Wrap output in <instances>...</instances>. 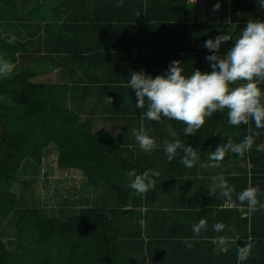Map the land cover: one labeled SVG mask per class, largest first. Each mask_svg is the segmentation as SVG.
I'll list each match as a JSON object with an SVG mask.
<instances>
[{"label": "trees", "instance_id": "1", "mask_svg": "<svg viewBox=\"0 0 264 264\" xmlns=\"http://www.w3.org/2000/svg\"><path fill=\"white\" fill-rule=\"evenodd\" d=\"M56 1L52 6L53 0H0V26L9 35L0 36V59L9 65L8 74L0 75V264H143L147 259L155 264H264V211L249 213L243 205L242 212L238 201L233 206L218 193L210 195L205 169L196 177L198 164L212 162L201 163L202 152L229 139L241 142L248 126L230 125L225 109L206 118L195 135L185 136L183 122L144 117L147 107L137 109L135 91L128 86L132 71L155 76L174 60L186 76L197 68L210 72L204 42L221 33L235 38L247 21L264 20L259 0H229L228 20L219 24L198 22L192 0H121L126 12L97 17L96 28L88 31L96 37L120 32L127 44L120 48L107 41L87 45V29L70 24L79 18L68 15L80 0ZM55 5L57 13H50ZM110 19L125 24L114 26ZM116 56H124L123 61L109 65ZM259 87L264 91V83ZM98 119L111 123L98 127ZM252 131L260 135L244 158L229 151L221 162L230 173L225 179L236 172L244 188L249 164L251 171L264 172V151L256 150L264 144V129L252 124ZM136 133L154 138L157 147L146 154ZM176 139L198 153L192 168L180 163L181 151L169 162L164 142ZM51 153V168L41 171ZM132 169L159 171L155 189L141 196L126 188L125 173ZM69 170L79 171L102 199L91 202L88 196L80 207L67 206L59 187L47 179L42 193L36 190L40 171ZM49 201L61 205L47 209L43 204ZM202 218L207 228L192 240V226ZM217 222L223 231L213 230ZM235 236L238 241L215 253L213 239ZM243 236H251V253L238 261Z\"/></svg>", "mask_w": 264, "mask_h": 264}, {"label": "clouds", "instance_id": "2", "mask_svg": "<svg viewBox=\"0 0 264 264\" xmlns=\"http://www.w3.org/2000/svg\"><path fill=\"white\" fill-rule=\"evenodd\" d=\"M259 5L264 7V0H259ZM120 6V3L116 4V7ZM219 7V4L215 5L216 9ZM229 41L234 42L221 54V47ZM203 46L209 52L205 59L209 62L210 72H202L197 68L191 75L186 76L183 74L182 63L174 60L170 62L165 73L155 76L143 70L132 71L128 86L135 91L137 109L143 110L147 107L142 112L144 117L153 121H160L161 117H165L183 122L186 125L183 129L185 136L195 135L206 118H211L214 113L223 112L225 109L230 125H247L249 134L241 142L233 143L229 139L211 151L209 159L214 163L209 166L219 167L227 152L235 153L243 159L245 153L252 149L255 138L260 135L259 132L252 131V124L256 129H264V91L259 87L264 83V20H249L235 38L230 33H221L215 38L207 39ZM8 70V63L0 59V75L6 76ZM135 139L146 154H150L157 147L155 139L147 134L136 133ZM256 150L264 151V144L257 145ZM164 151L169 162L181 151L183 155L180 163L186 168H192L199 159L194 148L191 145L185 146L179 139L165 141ZM250 166L249 164L248 167ZM125 175L127 183L124 186L143 196L155 189L161 173L155 169L137 173L132 169ZM213 180L218 181L216 188L229 204L237 206L238 201L240 206L246 205L249 213L264 210V203L258 200L259 186L249 183L236 194L234 201V186H230L223 175L213 177ZM216 188L210 190L209 194L216 196ZM206 228L207 221L203 218L193 224L192 240ZM223 228L224 225L219 222L213 226L216 232L223 231ZM183 242L191 249L190 239L186 238ZM216 244L215 253L219 254L223 251L224 240L217 238ZM251 247L250 243H245L237 250L238 261L248 259Z\"/></svg>", "mask_w": 264, "mask_h": 264}, {"label": "crops", "instance_id": "3", "mask_svg": "<svg viewBox=\"0 0 264 264\" xmlns=\"http://www.w3.org/2000/svg\"><path fill=\"white\" fill-rule=\"evenodd\" d=\"M41 1L42 0H39V2H41ZM102 1H106V4L103 5ZM192 1L196 6V17H197L198 22H212L215 24H217V23L219 24L220 22H222L224 20H228L227 13L229 11V9H228L229 0H192ZM117 3L121 4V0H87L86 3H84L82 0H80V1H76V2L71 4V7H72L71 13H68V15L71 16L72 18L77 17V18H79V20L78 19H72V22L70 24L77 26L79 30L80 29H87L86 34L89 37L88 40L86 39L87 45H89V46L90 45H97V44H99L98 41H101L102 44H105L106 41H107L106 43H108V44L113 43L115 46L114 48H117V47L120 48L123 45H127L125 43L124 36L118 35V33H120V32H113V31L104 32L103 31V32H101L100 37L99 36L96 37L95 35L91 36L90 34H88V31H92L89 29L96 28L95 25L97 24V21L95 19L97 17H101V18L109 17L110 18L113 16L122 15L123 14L122 12L127 11V8L125 9L122 6L116 7ZM53 4H57V1L53 0L52 6H53ZM217 4L220 5V7L218 9L215 8V5H217ZM39 6H42V4L40 3ZM38 9L40 10L39 7H38ZM57 9L58 8H56V5H55L54 7H51L49 11H50V13L55 14V13H57ZM85 11L87 13H84ZM129 11H132V10H129ZM75 20H77V21H75ZM110 20H111L112 25L115 24L114 26L120 27V26H124L123 24H125L121 21H115L113 19H110ZM39 22L42 23L43 21L38 20V23ZM108 23H110V22H108ZM6 31L7 30H3V26L2 27L0 26V36L1 37H5L8 35ZM113 34H115V37H113ZM83 39H85V38H83ZM113 50L114 49H112V51ZM133 52H131V54H134ZM123 57L124 56L119 58V56H116V57L112 58L113 60L111 62H113V63L109 62L110 63L109 65L114 64V60L116 61L119 59L118 62L123 61L122 60ZM94 92H96V91H94ZM95 121H97V123H101V124L104 123L106 125H109L108 123H111V121L107 120V119H105V120L98 119ZM101 124H97L98 127L102 126ZM222 133H223V135L226 134L225 129H222ZM215 144H216V142H214L209 148L214 147L213 145H215ZM210 153L211 152H208V151L202 152V154H201L202 156H200V162L201 163H202V161H205L206 163H208V161L210 162L211 161L209 159ZM237 161H240V160H237ZM213 163H214V161H212L210 164H213ZM235 164L236 163H234V166H235ZM198 166H199V168L197 169L196 177H202L204 175L202 170L205 169L207 172L206 176L208 177L207 178V186L210 189L216 188V184L218 183V181L213 180V177H217L220 175H223L225 177V175H230L227 163L226 164L220 163L219 167H210L209 165L203 166L201 164H198ZM226 168H227V170H226ZM231 169H233V166H231ZM233 173L234 172H232V174H231V180H228V179L226 180L227 183L230 186H234L235 190H237V191L243 190L244 189V183H245L244 179L235 178V176H237L238 174L235 172V174L233 175ZM243 176H246V185L247 186L249 185V183H251L253 186H259L260 195H258V200L260 202L264 203V172H253L248 167L246 173L245 172L243 173ZM216 193L221 195V191L218 188H216ZM235 194L236 193L234 192L233 195H235ZM243 209L244 208L242 206L241 207L242 212H243ZM262 211H264V210H262ZM263 216H264V214H263ZM238 222H240L241 224L243 223L242 220L241 221L239 220ZM248 223H249V221H248ZM248 226H249V224L247 225V227ZM239 238L240 237H238V236L230 237V238L223 237L222 238L224 240L223 251H225L228 247H230L231 242H236V241H238ZM216 240L217 239H213L212 241L216 242ZM244 240H245L244 242L250 243L251 236L244 237ZM143 264H155V263H153L151 260L147 259L145 262H143Z\"/></svg>", "mask_w": 264, "mask_h": 264}, {"label": "rangeland", "instance_id": "4", "mask_svg": "<svg viewBox=\"0 0 264 264\" xmlns=\"http://www.w3.org/2000/svg\"><path fill=\"white\" fill-rule=\"evenodd\" d=\"M101 124V123H98ZM102 125V124H101ZM55 154L51 153L49 159L47 160V164L41 167V171L47 170L51 168V160L54 158ZM39 172L37 181H35V188L38 192L42 193L43 185H45V180H48L52 186H58L60 193H62L63 197L68 200L67 206L80 207L85 204L84 198H90L91 202L99 199L101 200V193L99 191H94L95 189L89 187L85 183V178L79 171L69 170L60 172L57 175H53L52 173H47V175H43V172ZM58 180V181H56ZM51 186V187H52ZM96 192V194H94ZM83 196V197H82ZM96 196V198H94ZM50 199H46L48 201ZM55 200V199H54ZM76 200V201H75ZM76 202V203H75ZM75 203V204H74ZM61 204H51L50 201L43 204L47 209H58Z\"/></svg>", "mask_w": 264, "mask_h": 264}, {"label": "water", "instance_id": "5", "mask_svg": "<svg viewBox=\"0 0 264 264\" xmlns=\"http://www.w3.org/2000/svg\"><path fill=\"white\" fill-rule=\"evenodd\" d=\"M2 138H1V122H0V142H1Z\"/></svg>", "mask_w": 264, "mask_h": 264}]
</instances>
